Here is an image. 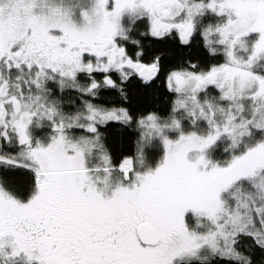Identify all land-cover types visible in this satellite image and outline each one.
Masks as SVG:
<instances>
[{
  "label": "snow or ice",
  "instance_id": "1",
  "mask_svg": "<svg viewBox=\"0 0 264 264\" xmlns=\"http://www.w3.org/2000/svg\"><path fill=\"white\" fill-rule=\"evenodd\" d=\"M0 264H264V0H0Z\"/></svg>",
  "mask_w": 264,
  "mask_h": 264
}]
</instances>
